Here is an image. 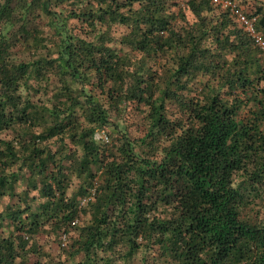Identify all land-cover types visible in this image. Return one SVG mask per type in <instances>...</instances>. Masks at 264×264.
Listing matches in <instances>:
<instances>
[{"label": "trees", "instance_id": "obj_1", "mask_svg": "<svg viewBox=\"0 0 264 264\" xmlns=\"http://www.w3.org/2000/svg\"><path fill=\"white\" fill-rule=\"evenodd\" d=\"M224 2L264 39L263 0ZM0 264H264V50L231 7L0 0Z\"/></svg>", "mask_w": 264, "mask_h": 264}, {"label": "built area", "instance_id": "obj_2", "mask_svg": "<svg viewBox=\"0 0 264 264\" xmlns=\"http://www.w3.org/2000/svg\"><path fill=\"white\" fill-rule=\"evenodd\" d=\"M215 3H221L225 6L231 7L234 15H236V18L240 24L241 27H243L248 34L254 39V41L264 50V39L262 35L256 30L255 18H250L247 15H245L242 11L238 10L236 8V5L233 3H227L224 2V0H213ZM63 246L67 243L66 236H63Z\"/></svg>", "mask_w": 264, "mask_h": 264}, {"label": "crops", "instance_id": "obj_3", "mask_svg": "<svg viewBox=\"0 0 264 264\" xmlns=\"http://www.w3.org/2000/svg\"><path fill=\"white\" fill-rule=\"evenodd\" d=\"M264 1V0H263Z\"/></svg>", "mask_w": 264, "mask_h": 264}]
</instances>
